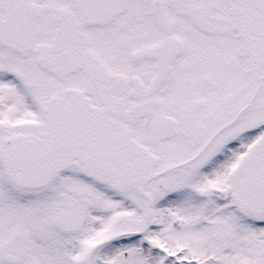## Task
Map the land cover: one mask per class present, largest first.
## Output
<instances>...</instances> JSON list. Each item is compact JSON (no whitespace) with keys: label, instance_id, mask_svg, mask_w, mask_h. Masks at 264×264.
Here are the masks:
<instances>
[{"label":"snow or ice","instance_id":"obj_1","mask_svg":"<svg viewBox=\"0 0 264 264\" xmlns=\"http://www.w3.org/2000/svg\"><path fill=\"white\" fill-rule=\"evenodd\" d=\"M0 264H264V0H0Z\"/></svg>","mask_w":264,"mask_h":264}]
</instances>
